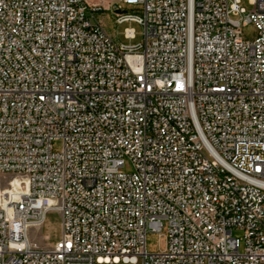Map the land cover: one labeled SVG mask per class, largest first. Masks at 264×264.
I'll return each instance as SVG.
<instances>
[{
    "label": "built area",
    "instance_id": "2783aa9c",
    "mask_svg": "<svg viewBox=\"0 0 264 264\" xmlns=\"http://www.w3.org/2000/svg\"><path fill=\"white\" fill-rule=\"evenodd\" d=\"M122 1L0 0V264H264V0Z\"/></svg>",
    "mask_w": 264,
    "mask_h": 264
},
{
    "label": "rangeland",
    "instance_id": "374dc122",
    "mask_svg": "<svg viewBox=\"0 0 264 264\" xmlns=\"http://www.w3.org/2000/svg\"><path fill=\"white\" fill-rule=\"evenodd\" d=\"M88 4L101 6L102 9L97 10L94 15L104 31L109 34L116 43L134 44L142 39V27L134 21H125L122 23H117L114 20V8L119 7L121 12L126 14H134L141 16L142 7L135 4H127L122 0H85ZM241 6L246 10L250 8L248 0H240ZM132 28L135 33V37L132 39H127L124 37L125 28ZM242 35L244 38H253L255 35V30L251 24H246L242 26ZM61 144L59 141L52 142V149L54 151L59 150ZM123 170H129L130 166L127 162L124 163ZM11 179V176L7 173L0 172V190L7 188V181ZM146 231L144 235V247L147 252H156L164 247L165 237L163 233ZM233 236L242 237V231L236 228L231 230ZM28 236L31 241L36 242L39 245L51 247L55 242L60 239L61 236V218L60 214L54 210H49L43 223L39 227H31L28 231Z\"/></svg>",
    "mask_w": 264,
    "mask_h": 264
},
{
    "label": "bare ground",
    "instance_id": "6f19581e",
    "mask_svg": "<svg viewBox=\"0 0 264 264\" xmlns=\"http://www.w3.org/2000/svg\"><path fill=\"white\" fill-rule=\"evenodd\" d=\"M18 179H11V185H13V187H16L18 185ZM1 193V190H0Z\"/></svg>",
    "mask_w": 264,
    "mask_h": 264
}]
</instances>
